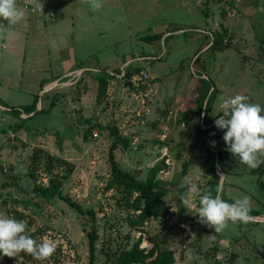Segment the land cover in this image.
<instances>
[{
	"label": "rangeland",
	"instance_id": "1",
	"mask_svg": "<svg viewBox=\"0 0 264 264\" xmlns=\"http://www.w3.org/2000/svg\"><path fill=\"white\" fill-rule=\"evenodd\" d=\"M207 2L121 0L104 6V12H94L96 19L113 10L118 21L108 24L103 37L92 29L74 45L77 65L97 68L73 70L47 88L43 84L61 74L53 65L56 55L41 41L19 46L12 80L0 71L8 79L0 82V213L15 218L17 211L28 225L26 234L38 241L47 237L57 247L45 260L22 252L0 255V264H88L92 218L57 195L46 198L32 190L50 180L83 210L94 211L95 264H110L108 251L128 248L138 237L141 247L153 240L171 248L173 264H264V164L240 163L227 151L224 133L209 128L222 95H246L264 107V0ZM211 34L224 35L219 49L207 48ZM197 76L215 87L201 111L192 93ZM28 106L30 112L19 113ZM112 129L127 139L114 156L137 179L165 164L156 177L166 185L164 199L174 212L166 230L158 218L132 222L133 194L127 197L121 185L110 184ZM213 162L217 174L224 173L218 175L222 198L232 203L247 196L252 206L249 222H229L222 233L199 222L198 196L190 212L179 199L185 177L209 188Z\"/></svg>",
	"mask_w": 264,
	"mask_h": 264
},
{
	"label": "clouds",
	"instance_id": "2",
	"mask_svg": "<svg viewBox=\"0 0 264 264\" xmlns=\"http://www.w3.org/2000/svg\"><path fill=\"white\" fill-rule=\"evenodd\" d=\"M32 5L33 12L44 13L41 0H26ZM93 12L103 8V0H87ZM25 12L20 9L16 0H0V20L12 25L24 18ZM214 113L218 118L215 127L224 131L223 140L227 151L239 158V162L249 168H257L264 164V107L250 102L246 95L218 97ZM222 113V115H221ZM215 147L216 142H211ZM219 177L224 173L218 170ZM181 187L185 191L180 195L182 205L190 212L193 209L194 196L199 197L197 216L199 222L214 228L215 233H222L232 223H247L252 211L250 198L243 196L229 203L222 198L221 189H216L212 195L210 189H202L197 183L184 178ZM28 225L24 220H18L0 213V255L15 257L19 253H27L35 259L45 260L56 252V244L45 237L42 241L26 234ZM189 254V259H191Z\"/></svg>",
	"mask_w": 264,
	"mask_h": 264
},
{
	"label": "trees",
	"instance_id": "3",
	"mask_svg": "<svg viewBox=\"0 0 264 264\" xmlns=\"http://www.w3.org/2000/svg\"><path fill=\"white\" fill-rule=\"evenodd\" d=\"M224 38L223 34H216L213 36L211 34V44L208 45L207 48L211 50L219 49L222 46V40ZM198 58V57H197ZM135 72V71H134ZM132 71L128 70L124 73V76H129ZM99 77L101 82V87L106 86V78L100 74ZM102 87V88H103ZM211 87H213L212 91ZM215 90L214 85L209 83V81L204 78L197 76L195 77V82L193 85L192 93L195 95L196 102V110L201 111L203 105L207 109L208 95ZM34 102L33 106L35 105ZM27 111H19V113H27L30 112L31 109L28 106ZM206 115L204 112L203 117ZM211 129H215V131H220L224 133L225 130H221L215 127V123H211L209 126ZM113 134H115V140L112 142L109 152L108 159L111 167V179L110 184L118 183L123 188V193L127 194V197L133 194L132 199V208L137 211L136 218L131 219L132 222L142 223L148 220L149 218H158L161 222V229L166 230L167 224L170 218L173 216L174 212L171 210L170 205L164 199V195L167 193L166 185L156 177V173L161 169L162 166H165L163 162L159 165H155L149 169L148 175L146 179L139 180L137 179L131 172L122 169L115 156L114 150L119 142H126L127 139L120 136L116 129L111 130ZM202 132H206V130H202ZM187 162H183L182 169L183 173L186 172ZM210 170L212 173V179L209 183V188L212 191V195H216V189L219 187V179L218 174L215 169L214 162L210 166ZM9 183L8 185H10ZM34 192L41 193L46 198H51L57 195L59 198L65 200L69 205H72L78 209V211L87 213L92 218V226L91 229L87 232L88 237V250H89V261L88 264H95L96 260V240L98 239V234L95 227V218L94 211L83 210L81 206L73 201L70 197L63 195L61 190L58 187V184L54 183L50 180V182L46 186L38 185L34 186L32 189ZM222 194V191H221ZM128 199V198H127ZM17 211H14V215L16 219L19 220L21 215ZM258 215V214H255ZM141 237H138L131 246L128 248H122L120 250H115L114 252L107 253L108 258L110 259V264H173L175 262V257L173 250L167 246H159L158 242L151 241L152 245L147 247H141Z\"/></svg>",
	"mask_w": 264,
	"mask_h": 264
},
{
	"label": "crops",
	"instance_id": "4",
	"mask_svg": "<svg viewBox=\"0 0 264 264\" xmlns=\"http://www.w3.org/2000/svg\"><path fill=\"white\" fill-rule=\"evenodd\" d=\"M41 3L44 5V13H35L30 11L29 7L32 5L26 0H16L17 6L25 12L24 18L12 25H8L7 21L0 20V71L11 73L10 76H7L10 81L12 80L13 72L18 70V67H14L13 63L17 62L21 55L19 46L28 40L37 42L33 43V47L38 46L41 41L50 55H56L53 65L56 66L55 70L61 74L47 80L43 84L45 88L52 81L73 70L82 69V67L92 70L97 68L89 65L78 66L74 45L84 38L85 33L90 34L92 29H94L92 31L94 34L103 37L104 33L110 30L108 24L115 23V20L118 21V15L112 10V16L109 13H102V19L98 20L87 0H41ZM116 3L121 4V0H103V5L109 8L116 6ZM104 6L101 9L102 12H104ZM207 6L208 2L204 8ZM205 11L209 18L210 9ZM88 16L90 17L88 18ZM123 20L128 21L125 14ZM94 21L98 23H94ZM180 31L182 30L180 29ZM65 65L68 67L64 68ZM3 79L7 78L0 76V82Z\"/></svg>",
	"mask_w": 264,
	"mask_h": 264
},
{
	"label": "built area",
	"instance_id": "5",
	"mask_svg": "<svg viewBox=\"0 0 264 264\" xmlns=\"http://www.w3.org/2000/svg\"><path fill=\"white\" fill-rule=\"evenodd\" d=\"M29 9H30L31 12H33L32 11V6H30ZM35 13H39V12H35ZM227 13H229V12H227ZM141 73H142V71H141ZM71 76H75V74H71ZM144 76H146V75H144ZM93 135L96 136V133L94 132Z\"/></svg>",
	"mask_w": 264,
	"mask_h": 264
},
{
	"label": "water",
	"instance_id": "6",
	"mask_svg": "<svg viewBox=\"0 0 264 264\" xmlns=\"http://www.w3.org/2000/svg\"><path fill=\"white\" fill-rule=\"evenodd\" d=\"M131 82H132V81H129V83H128L129 86H131Z\"/></svg>",
	"mask_w": 264,
	"mask_h": 264
}]
</instances>
